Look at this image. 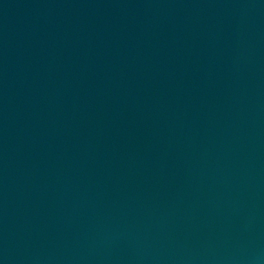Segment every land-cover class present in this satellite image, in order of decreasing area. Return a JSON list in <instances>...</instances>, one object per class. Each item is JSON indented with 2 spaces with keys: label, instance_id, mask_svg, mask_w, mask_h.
<instances>
[{
  "label": "water",
  "instance_id": "95a60500",
  "mask_svg": "<svg viewBox=\"0 0 264 264\" xmlns=\"http://www.w3.org/2000/svg\"><path fill=\"white\" fill-rule=\"evenodd\" d=\"M0 264H264V0H0Z\"/></svg>",
  "mask_w": 264,
  "mask_h": 264
}]
</instances>
